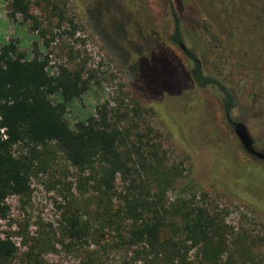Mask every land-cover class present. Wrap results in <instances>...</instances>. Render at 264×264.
Masks as SVG:
<instances>
[{
	"label": "rangeland",
	"instance_id": "374dc122",
	"mask_svg": "<svg viewBox=\"0 0 264 264\" xmlns=\"http://www.w3.org/2000/svg\"><path fill=\"white\" fill-rule=\"evenodd\" d=\"M30 1L32 13L41 24L35 30L32 20H25L21 14L14 19L9 15L11 0H0V47L15 39L28 59L37 53L42 58L48 56V73L52 76L58 74L60 66L82 72L88 88L80 98L67 104L66 119L71 128L76 129L78 122L89 117L98 118V110L104 109L112 127L122 131L128 141L127 147H121L123 151L141 146L140 153L145 156L155 150L167 167L177 166L183 171L164 198L166 207L182 199L190 207L199 206L210 213L227 242L223 262L231 259L232 264H264V160L244 148L224 112L222 92L215 86L194 83L184 94L204 101L213 125L212 139L224 145L248 170L247 184H240L237 173L224 183L210 181L208 173L200 168L202 173L198 172L193 184L201 187L190 188L193 160L171 119L168 96L149 100L140 95L128 72L127 63L137 58L133 46L147 51V44L153 42L149 34L154 30L159 33L160 42L171 48L188 70L192 68L184 51L170 41L174 24L169 0ZM180 3L186 26L196 33L204 49L205 69L221 75L237 96L238 107L232 119L246 125L255 148L264 152V0ZM122 27L126 28V35ZM126 52H130L127 62L123 56L128 55ZM135 62L132 71L140 74L147 70L142 62ZM51 99L62 101L57 93ZM50 148L35 161L30 193L7 198L9 211L6 218H0V236L17 243V261L29 246L40 249V244L51 242L56 249L45 254L47 260L78 264L80 257L60 242L65 239V216L77 210L88 211V205L93 209L101 205L99 198H93L97 196L93 187L97 171H81L65 154ZM28 149L23 143L14 146L16 155L29 153ZM130 165V178L136 180V185L141 184L144 175L138 158ZM131 184L118 175L115 202L120 203ZM185 248L188 264H209L199 243L186 242ZM90 249L100 253L108 264H123L125 259L129 262L133 255L129 249L103 248L98 244H92Z\"/></svg>",
	"mask_w": 264,
	"mask_h": 264
},
{
	"label": "trees",
	"instance_id": "16d2710c",
	"mask_svg": "<svg viewBox=\"0 0 264 264\" xmlns=\"http://www.w3.org/2000/svg\"><path fill=\"white\" fill-rule=\"evenodd\" d=\"M180 1L169 0L174 24L170 41L184 51L192 68L188 70L182 59L160 42V35L154 30L149 34L153 42L147 44V51L134 44L132 49L137 58L131 61L142 62L147 70L137 74L130 69V62L128 72L140 95L149 100L168 96L171 119L193 160L190 188L201 187L193 184L198 172L202 173L200 168L208 173L210 181L220 183L237 173V180L245 186L248 170L240 166L224 145L212 139L213 125L204 101L184 94L194 83L218 87L229 122H237L232 119L238 107L237 96L221 75L205 69L204 49L196 33L186 26ZM17 14L32 20L34 30L40 28L30 0H11L9 15L14 19ZM122 31L126 35V28ZM126 53L125 62L130 60V52ZM48 64V56L42 58L39 53L28 59L15 39L0 47V218L8 214V197L30 193L35 161L52 146L81 171L90 170L92 174L97 171L93 179L97 196L93 198H99L101 205L95 209L88 205V211L77 210L65 216V239L60 242L67 251L80 257L78 264H108L100 253L90 249L92 244L131 250L130 261L125 259L123 264H188L186 242L199 243L209 264H232L231 259L223 262L227 242L210 213L199 206L190 207L182 199L175 205H164L167 192L182 175L181 168L167 167L155 150L145 156L140 153L141 146L123 151L121 147H127L128 141L122 131L112 127L104 109L98 110V118L89 117L78 122L76 129L71 128L66 119L67 104L80 98L88 87L81 71L60 66L58 74L52 76ZM55 93L60 94L62 101L53 102L51 96ZM22 143L27 145L29 153L16 155L14 146ZM135 157L144 175L138 185L130 178V163ZM120 174L125 182L132 184L118 203L114 200L118 196L116 180ZM180 233L185 236L183 239ZM40 246V249L29 246L17 261L20 253L17 243L0 236V264H61L45 257L56 249L55 244L44 242Z\"/></svg>",
	"mask_w": 264,
	"mask_h": 264
},
{
	"label": "water",
	"instance_id": "95a60500",
	"mask_svg": "<svg viewBox=\"0 0 264 264\" xmlns=\"http://www.w3.org/2000/svg\"><path fill=\"white\" fill-rule=\"evenodd\" d=\"M232 124L234 126V130L236 134L241 140L246 151L250 153L251 155L255 156L256 158L260 160H264V152L259 151L255 148L254 140L249 130L247 129L246 125L241 121L233 122Z\"/></svg>",
	"mask_w": 264,
	"mask_h": 264
}]
</instances>
